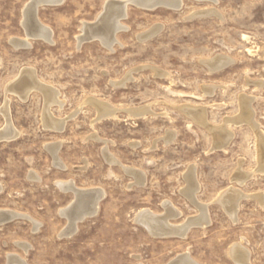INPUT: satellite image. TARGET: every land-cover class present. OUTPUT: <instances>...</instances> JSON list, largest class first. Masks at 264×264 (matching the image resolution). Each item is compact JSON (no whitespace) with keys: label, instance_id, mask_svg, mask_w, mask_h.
Here are the masks:
<instances>
[{"label":"rangeland","instance_id":"374dc122","mask_svg":"<svg viewBox=\"0 0 264 264\" xmlns=\"http://www.w3.org/2000/svg\"><path fill=\"white\" fill-rule=\"evenodd\" d=\"M107 1L38 7L39 23L52 32L48 42L27 37L22 12L31 0H0V110L8 101L19 134L0 142V210L40 224L36 232L22 218L0 226V264L9 255L26 264H169L185 254L196 264H237L230 255L236 244L248 250L247 264H264V172L257 171L258 135L264 139V0H181L177 10L128 5L111 49L98 41L78 45L81 28L95 23ZM211 9L216 14L195 15ZM154 28V35L139 39ZM15 39L30 46L16 48ZM216 57L229 63L211 72L204 62ZM26 68L60 94L62 108L47 112L66 121L62 131L43 127L48 115L41 92L32 91L25 101L8 92ZM127 75L123 86H113ZM210 87L213 94L206 93ZM96 100L118 109L115 115L99 118ZM144 107L151 114L125 113ZM185 110L201 112L203 121ZM220 127L228 145L216 148L212 133ZM55 144L65 169L54 165L47 149ZM103 152L140 172L141 185ZM191 170L208 225H194L185 239L152 237L134 221L137 212L164 215L170 207L181 213L169 220L173 225L199 215L185 195ZM240 173L251 175L239 184ZM66 181L97 189L102 199L98 213L64 238L59 234L68 221L60 211L74 196L57 184ZM229 189L246 195L235 221L218 203ZM19 243L29 245L26 254Z\"/></svg>","mask_w":264,"mask_h":264},{"label":"bare ground","instance_id":"6f19581e","mask_svg":"<svg viewBox=\"0 0 264 264\" xmlns=\"http://www.w3.org/2000/svg\"><path fill=\"white\" fill-rule=\"evenodd\" d=\"M32 1H34V0H31L30 4H27V7L26 8L24 7V11L22 12L23 13V26L25 27L26 32L28 34L27 37L42 38L45 41L51 42V33L52 32L49 31L48 28L44 27L43 25H41L39 23V21L37 19L36 10L34 11V9L31 7ZM35 1L37 2V4L44 2V1H47V2H55V3H58V5H59L62 3L63 0H35ZM115 1H120V0H115ZM125 1H127V0H125ZM134 1L144 2L145 0H134ZM153 1H156L159 4H161L162 7L176 9V10L179 9L182 5L181 0H147V2H149V3L153 2ZM196 1H199V2L200 1H208V2L215 4V2L217 0H196ZM108 2L109 1H107L105 4H107ZM110 8H111L109 10L110 13H109V15H107V18H108L107 21L108 22L107 23L105 22V24L102 26V29L97 30L98 33H100L99 36L102 39L100 41V43L105 48H107L108 50L111 49L112 45L116 42L114 39L115 34H117V32L120 31V29L124 28L123 25L120 24V20L123 19L122 18L123 15H121L120 17L118 16L121 12L120 7L119 6H117V7L112 6ZM197 13L195 15H200V16H207V15H211V14H216V12L213 11L212 9L207 10V11L205 10L204 12H201L199 14H197ZM207 17H209V16H207ZM86 25H89V24L85 23L84 26L81 28L82 34L77 38L78 39V45H81L79 43V39L82 36H84L83 29H84V27H86ZM155 31L156 30L154 28V29L148 31L147 33H145L144 35L139 36V39L141 38L143 40V39H146L148 37H151L152 35H154ZM28 42L25 39L24 40L15 39L12 41V44L16 48L29 47L30 45ZM228 63H229V60L226 59L225 57H216L212 60L204 62V64H205L204 66H207V68L211 72H217V71H221L222 68L224 69V67ZM16 76H17V74H16ZM129 78H130V76L127 75V77L124 78L123 81L114 83L113 86H118V85L123 86L125 81L129 80ZM16 79H17V77H16ZM37 79H36L35 72L32 69H30V68L23 69L20 72L18 79L15 80L14 83L12 82L13 84L11 83L10 87L8 86L9 88H7V90H8V92L14 94V96L17 95L19 97V99H21L22 101H25L27 99V97L29 96V94L32 91L36 90V91H39V93L41 92L40 94H42L43 95L42 97H44V99H43L44 103H45L44 106L46 108V109L44 108V110H46V112H47V110H49V107H51V106L53 107L54 105H57V107L62 108L63 103L59 100L60 94H58V91L55 88H49V86H47V87L44 86ZM211 90H212L211 87L208 88L206 93L210 94L213 91V90L212 91ZM212 94H213V92H212ZM92 104L99 111V113H100V114L98 113L99 118L114 116L118 110V109L116 110V109L112 108L110 105H108L106 103H102V102H99L97 100L94 101ZM123 109H125V108H123ZM0 111H1V113L5 119V127L2 130H0V133H2L3 131H4V133L10 132L12 134L13 138L6 140V141L14 140L15 138L18 137L19 134L14 129V127L10 121L9 110H8V101H5L3 107L1 108ZM122 112H123V110H122ZM185 112H187V114L190 117H192L195 121H197V122L203 121V115L201 112H197V110H189V111L185 110ZM125 113L128 114V116H131V118L132 117L139 118L142 116L144 117L146 114L150 113V110H149V107L134 108V109L125 110ZM47 115H48L47 117L44 116L45 118L42 117V119L44 118L43 119V127L49 128L52 130H57L59 132L62 131L66 121L65 120H57V119L53 118L51 116V114L49 113V111L47 112ZM246 115H248V114H246ZM246 117H248V116H246ZM246 117L244 118V120L246 119ZM248 124H249V122H248ZM213 132H214V134L212 133L213 137L215 136V139L218 140L216 142L214 141L217 144L216 148H223V146L227 144L228 140H226L224 138V136H223L224 132H223L222 128H221V130L218 128V131H213ZM225 134H226V132H225ZM226 135H228V134H226ZM259 135H258V141H257V145H258L257 146L258 147V153L257 154H259L262 161H261L260 167L257 171L263 173L264 172V139ZM92 138L97 139L94 136ZM168 139H169V137H168ZM223 140H224V142H223ZM165 141H166V139H165ZM166 143H164V144H166ZM59 146H60L59 144H55V145L48 146L47 149L49 150V152L51 153V155L53 157L54 165L56 167L64 168V166L62 165V163H60V160L57 156V153L59 151ZM103 156L109 164H112V165L113 164L114 165L120 164L108 152H103ZM121 168L124 170L125 173L131 174L133 177H135L138 184L141 183L140 179L143 176L141 177L140 172L133 171L130 168L124 167L122 165H121ZM194 174L195 173H193L192 170L187 173V188H186L185 195H187L186 198L189 197L190 201L199 210V215L197 217L191 218L183 224L173 225V224L169 223V220L180 216L181 213H179V211H174V209H172L170 207H167V208L164 207L165 212H166L164 215H155L148 210H141L140 212H137L136 216L134 217V221L137 224L141 225L148 232V234H150L152 237H156V238L157 237H159V238L163 237L164 238V237H170V236H178V238L179 237L184 238L187 235V233H189V230L192 229V227L194 225H197V226L199 225L200 227H202V226L205 227L206 225H208L209 221L207 218L208 214H207L206 207L203 205H200L195 200V197H196L195 193H197L196 192L197 191V185L195 184L196 180H195ZM250 175L251 174L246 175V174L240 173L239 178H236L235 180L239 184H242L244 181L243 178H245V180H246L250 177ZM29 178L39 180V178L33 173H29ZM57 187H58L59 191L71 192L74 196L73 202L71 204H69L68 207H66L60 211L61 217H64L68 221V224H67L66 228H64V230H62L61 234H59V235H62V233H63V234H65V236H71L75 232L76 224L79 222L78 221L79 219H82V221H83L84 219L86 220V218L87 219L89 217L91 218L92 216H95L96 213H98L97 212L98 211V205H99L100 200L102 199V193H100L99 190L93 189V188L92 189H85V188L79 189L78 187L76 188L73 185V181L58 182ZM244 197H246V195H244L239 190L229 189L226 192L221 194V197H220L218 203H220L222 205V208H224V210L228 213V215L231 216V218L235 221V216L237 214L236 213L237 212V203L241 198H244ZM196 207H195V209H196ZM6 214L7 215L16 214V215L20 216L22 219L27 220V222H29L32 226V230H33L32 232H36L40 227V224L37 221H35L34 219H32L28 216H25V215H20L19 213H15L11 210L10 211L0 210V226L6 225L5 223H2ZM76 229H78V228H76ZM76 231H78V230H76ZM65 236H64V238H66ZM17 246L20 247L25 254L28 252V249L30 248L29 245L24 244V243H19V244H17ZM240 246H241V244H240ZM240 246L236 244V246H234L231 249V252H230L231 258L237 264H247L248 263L247 262L248 261V253H247L248 250L245 251L243 249V247H240ZM174 261H175V264H196V263H194V261H192L188 257L187 254L177 257L176 259H174ZM7 264H26V263H25V260L20 256L9 255L7 257Z\"/></svg>","mask_w":264,"mask_h":264},{"label":"water","instance_id":"95a60500","mask_svg":"<svg viewBox=\"0 0 264 264\" xmlns=\"http://www.w3.org/2000/svg\"><path fill=\"white\" fill-rule=\"evenodd\" d=\"M55 5H58V3L44 1V2H41V3L37 4V2L34 0V1H32L31 7L34 9V11L36 10V14H37L38 7L55 6ZM128 5H133L135 7H138L140 9H144V10H148V11L156 9L158 7H162V5L159 4L156 1H153L151 3L147 2V0H145L144 2H136L134 0L109 1L107 4H105V6L103 8V12L97 18L95 23L86 25V27H84V29H83L84 36H82L79 39V43L82 44V43L90 42V41H98L100 43V41L102 39L99 36L100 33H98L97 30L102 29V26L105 24V22L106 23L108 22L107 21L108 20L107 15H109V13H110V11H109L111 9L110 7L119 6L121 12H120V14L118 16L120 17L121 15H123L122 18H125L126 9H127ZM120 30H122V29H120ZM12 138L13 137H12V134L10 132L4 133V131H3L2 133H0V142L6 141V140H9V139H12ZM19 218H21V217L16 215V214H10V215L6 214L2 223L7 224V223H9V222H11V221H13L15 219H19ZM78 221L81 222L82 219H79ZM169 264H175V261H171Z\"/></svg>","mask_w":264,"mask_h":264},{"label":"crops","instance_id":"0c3cea01","mask_svg":"<svg viewBox=\"0 0 264 264\" xmlns=\"http://www.w3.org/2000/svg\"><path fill=\"white\" fill-rule=\"evenodd\" d=\"M78 223H80V222H78ZM61 236H65V234H63V233H62V235H61ZM65 237H69V236H65Z\"/></svg>","mask_w":264,"mask_h":264}]
</instances>
